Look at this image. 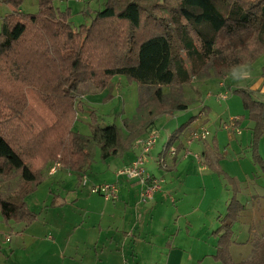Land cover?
Masks as SVG:
<instances>
[{
	"label": "trees",
	"instance_id": "trees-1",
	"mask_svg": "<svg viewBox=\"0 0 264 264\" xmlns=\"http://www.w3.org/2000/svg\"><path fill=\"white\" fill-rule=\"evenodd\" d=\"M0 1L13 7L2 21L0 59L25 42L24 64L34 68L32 75L45 77L37 100L19 92L12 93V99L0 95V113L11 111L0 119L6 132L0 129V181H19L11 198L0 192L4 223L27 224L35 218L24 198L53 165L74 172L79 184L86 185L89 147L97 146L102 161L121 155L148 132L156 117L189 107L195 99L185 95L184 86L211 75L224 77L264 54V0H105L91 22L79 27L69 22V9L58 11L52 0H37L38 12L33 15L18 11L22 0ZM260 74L264 75V67ZM117 75L138 87L134 115L125 117L122 127L93 125L90 135L74 130L82 102L80 85L89 82L97 89L109 88ZM231 91L239 94L246 113L237 124L242 119L253 123L249 147L254 162L261 164L258 144L264 135V99L255 97L250 88ZM187 123L171 133L160 154L174 144ZM211 144L215 147L214 139ZM175 145L172 158L181 151V143ZM229 181L236 187L235 181ZM237 209L240 204L233 198L217 257L224 264H264V234L253 241L246 259L235 262L229 255L230 220Z\"/></svg>",
	"mask_w": 264,
	"mask_h": 264
},
{
	"label": "rangeland",
	"instance_id": "rangeland-1",
	"mask_svg": "<svg viewBox=\"0 0 264 264\" xmlns=\"http://www.w3.org/2000/svg\"><path fill=\"white\" fill-rule=\"evenodd\" d=\"M104 2L105 0H52V5L60 12L69 9V22L73 27H79L88 25L96 11L104 7ZM218 5L221 6L219 3ZM8 8L13 7L0 1V29L3 18L10 13ZM17 8L22 14L33 15L38 12V2L37 0H22ZM23 44L25 42H21L7 56L0 59V95L6 94L12 99V93L19 92L35 97L37 100V94L42 91L39 85L45 82V77L38 76L36 72L32 75L34 68L29 64H24L22 58L25 46ZM219 63L217 61V66H219ZM262 67H264V54L252 63L242 64L234 68L233 71H237L243 77L241 79H233L229 73L220 78L211 75L209 78H200L203 80L192 81L190 85L183 87L185 95L195 99L190 102L187 110L178 111L173 114L174 116L162 114L155 118L152 126L159 132V137L153 146L152 152L157 154L163 149L167 139L177 126L190 117L191 119L194 118L199 111H203L205 120L203 119L202 122L208 131L205 141L211 144L213 138L215 139L219 150L224 153V158L221 159L220 163L226 166L231 163L229 161L232 159L239 158L242 170L238 174L240 176L238 178V186H240L238 197L247 204L249 216L253 218L254 222L264 215V176H262L260 167L252 164L251 151L245 147L250 140L249 126L251 124L250 121H240L241 134H236L230 129H224L223 125L228 123L230 118L245 113L239 94L232 92L231 88H249L261 73ZM37 71L41 75V69H37ZM23 76L26 77L25 80L18 78ZM28 78L30 80L27 82ZM218 81L223 82L224 86L219 87ZM79 89H82L80 91L82 95L79 98L82 102L81 109L77 108L73 121V128L76 131L90 135L93 125L102 127L114 124L117 127H122L123 119L125 117L130 118L135 113L138 102V87L134 82H128L121 75L112 78L109 88L97 89L86 82L81 84ZM224 90L228 91L227 98L224 100L217 99L216 94ZM255 97L264 98V95L255 92ZM3 100L10 102L4 98ZM7 104L10 106L9 103ZM5 114L10 115L11 111L1 112L0 119H3ZM0 129L3 131L1 124ZM3 133L6 132L3 131ZM261 138L264 139V135ZM262 142L264 140L260 142L258 152L264 158V144ZM97 149L96 145L88 148L90 159L84 172L87 186L83 187L77 184L75 174L70 177L67 176L64 170H59L58 175L54 177L46 176L36 190L24 198L26 206L36 213L31 222L27 224L4 223L0 220V264H62V261L58 259V254L59 251L64 250L65 243L69 241L75 245L81 239H86L90 235L86 228L93 224L95 218L93 215L84 218V212L87 209L89 211L87 213L92 214L94 204H88L90 200L87 195L102 199L101 195L99 196L98 193L92 191L94 185L123 180V177H117L115 175L116 170H113L119 162L118 157L111 156L103 162L98 158ZM190 152L194 151L190 150ZM237 152L239 153L236 154ZM145 168H149L147 162ZM195 170L199 174L202 173L197 168ZM220 179H224V177L220 176ZM166 180L169 179L166 178ZM173 180H176V177ZM242 180L243 182H241ZM167 183L169 184V181ZM18 186L19 181L14 183L3 182L1 183L0 192L11 198ZM227 189H229L228 185ZM202 190L203 188L197 194H202ZM223 197L224 194L222 193L217 199L216 208L213 207V214L216 216L218 212L223 213L225 211L222 202ZM201 198L202 195L193 199L198 200ZM168 201L170 203V200ZM204 201L207 202V200ZM176 204L178 205V203ZM183 224L181 220V230H185ZM216 225L213 228H216ZM254 225L256 226V224ZM233 230L237 241H243L249 236L248 226L240 222L233 225ZM6 237H9V239L5 240ZM203 240L208 243L213 241V238L210 236L204 238L203 236ZM239 247L240 255L236 252L239 248H234L236 249L233 251L234 258L246 257L250 252V247L242 245ZM194 249L193 246L191 250ZM67 250L70 251V248ZM67 254L65 253V255Z\"/></svg>",
	"mask_w": 264,
	"mask_h": 264
},
{
	"label": "crops",
	"instance_id": "crops-1",
	"mask_svg": "<svg viewBox=\"0 0 264 264\" xmlns=\"http://www.w3.org/2000/svg\"><path fill=\"white\" fill-rule=\"evenodd\" d=\"M8 10L11 12L12 8H8ZM219 83L218 81V85ZM249 88L264 95V75L259 74ZM81 90L79 89V91ZM202 108L205 109L204 106ZM170 115L174 116L173 114ZM203 119L204 117L201 120L203 121ZM188 120L181 123L184 124L188 121L179 138L173 142L174 145L180 143L182 145L176 158L166 157V164L162 167L157 163L161 151L156 154L155 152L152 153L154 147L150 150V158L147 162L149 168L146 169L154 177L160 179L159 188L154 192L151 199L141 201L139 193L143 187L137 182L125 178L113 182L117 187L118 194L115 200H105L103 197L100 199L93 195H87L90 200L88 204H94L92 214H88L87 209L84 212V218H88L90 215L95 218L93 224L86 228L91 236L88 235L86 239H81L75 245L69 241L66 242L64 250L59 251L58 254V259L62 261V264H224L217 257L216 252L219 236L223 232L222 224L226 218L231 217L228 214L232 213L231 202L233 198L240 204V209L234 212L235 214L230 220L229 229L232 232L228 252L235 262L244 260L251 254L253 241L264 234V215L254 222L253 218L249 216L247 204L238 197L240 193V186H238L240 176L238 174L242 170L239 158L232 159L229 161L231 163L226 166L221 164L220 161L224 158V153L219 150L216 142L215 147H213L207 141L192 142L188 149L190 147L189 150L194 152L184 155L183 151L187 147L185 141L189 128L187 126L194 129L199 126V121H201L192 124L189 123L191 117ZM244 120L248 121V119H242L241 122ZM177 123H179L178 120ZM249 123L251 124L249 126L251 134L253 123ZM239 124L237 125L240 128ZM236 134H241V130ZM250 140L245 145L248 150H250ZM262 140L264 139L261 138L259 144ZM132 145L121 155H115L119 162L113 169L114 171L134 159L137 150L133 149ZM193 153L200 154V159L197 160L194 157L193 159ZM254 161L251 156L252 164L259 166L262 170V176H264V158L261 159V164ZM195 165L197 170L202 172L201 174L197 173ZM216 167L220 169L221 173L216 170ZM59 170H64L70 177L75 174L55 164L48 170L47 177L58 175ZM220 176L224 179H220ZM174 177L176 180H173ZM229 178L235 181L236 187L232 185ZM76 180L79 184L77 175ZM15 181L17 180L12 183ZM227 185L229 189H227ZM85 186L87 183L83 187ZM201 187L203 188L202 194H200L202 198L193 199L200 196L197 193L201 191ZM222 193L224 194L222 202L225 211L223 213L218 212L216 216L213 214V207L216 208L215 204ZM181 220L185 230L180 229ZM236 222L248 226L249 236L243 241L235 239L233 225ZM214 225L216 228H213ZM18 235L20 236V234ZM203 236L204 238L210 236L213 241L205 243L204 240L202 241ZM241 245L250 247L249 254L246 257L243 256L244 258H234L233 251L236 250L234 248H239L236 252L240 255L239 246ZM193 246L195 249L191 250ZM68 248L70 251L67 250ZM65 253L68 254L65 255Z\"/></svg>",
	"mask_w": 264,
	"mask_h": 264
},
{
	"label": "built area",
	"instance_id": "built-area-1",
	"mask_svg": "<svg viewBox=\"0 0 264 264\" xmlns=\"http://www.w3.org/2000/svg\"><path fill=\"white\" fill-rule=\"evenodd\" d=\"M219 86H222V83H219ZM228 96V91L224 90L216 94V98L219 100H224ZM204 117L203 111H199L198 114L190 120L189 123H196ZM238 117H232L229 119V122L224 124V129H230L233 132H240V129L237 125ZM189 127V128H188ZM188 128V136L185 141L186 148L183 151L184 155L191 154L188 146L195 141H201L206 139L208 131L206 130L204 124L199 121V126L192 129L190 126ZM159 137V132L155 127H151L148 132L141 137H137L133 142V149L137 150L134 156V159L121 167H118L115 171L117 177H123L128 180H133L140 184L143 188L139 193V199L141 201L149 200L153 197L154 192L159 188V181L156 177L152 176L151 173L145 168V163L148 162L150 158V150L156 143L157 138ZM176 153V145H169L162 154L159 155L157 163L162 167L166 164V157H172ZM195 159L199 160L200 157L198 154L193 153ZM83 180L82 183H84ZM92 191L103 196L105 200H115L118 197L117 187L115 183L109 184H98L92 187ZM7 240L9 237H6Z\"/></svg>",
	"mask_w": 264,
	"mask_h": 264
},
{
	"label": "clouds",
	"instance_id": "clouds-1",
	"mask_svg": "<svg viewBox=\"0 0 264 264\" xmlns=\"http://www.w3.org/2000/svg\"><path fill=\"white\" fill-rule=\"evenodd\" d=\"M230 76L233 78V79H241L243 78L240 73H238L237 71H232L230 72Z\"/></svg>",
	"mask_w": 264,
	"mask_h": 264
}]
</instances>
